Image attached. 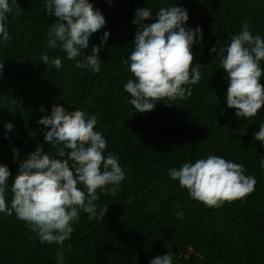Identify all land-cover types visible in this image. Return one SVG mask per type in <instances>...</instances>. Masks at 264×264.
<instances>
[{"label": "trees", "instance_id": "1", "mask_svg": "<svg viewBox=\"0 0 264 264\" xmlns=\"http://www.w3.org/2000/svg\"><path fill=\"white\" fill-rule=\"evenodd\" d=\"M89 2L105 18L103 31L110 33L96 74L74 68L75 61L64 59L59 48L46 47L56 20L44 10L45 0H17L14 5L15 18L7 22L10 39L0 43V163L11 172L9 183L19 168L13 148L21 159L37 146L54 152L37 124L52 105L94 114V131L107 141L105 154L118 157L126 178L115 195L98 190V209L108 205L102 221L80 213L64 242V264H148L166 253L174 264H264V145L253 139L264 122V107L247 120L234 115L235 109L226 105L220 56L210 52L216 45L218 50L226 46L244 21L253 35L264 37V0H175V6L188 11L187 26H200L203 33L202 43L191 49L201 79L185 100L160 101L143 114L135 113L124 91L133 78L125 63L133 50L131 21L137 7H151L155 14L174 0H112L110 7L106 0ZM103 31L91 38L87 55L100 46ZM42 52L59 56L61 68L44 65ZM259 82L264 85V76ZM41 105L44 113L38 110ZM4 122L14 124L9 139L4 138ZM209 154L242 164L245 175L256 179L254 190L221 207H208L168 177V169ZM11 195L9 188L8 200ZM181 210L182 221L176 216ZM57 251L41 244L15 214L0 213V264H57Z\"/></svg>", "mask_w": 264, "mask_h": 264}, {"label": "clouds", "instance_id": "2", "mask_svg": "<svg viewBox=\"0 0 264 264\" xmlns=\"http://www.w3.org/2000/svg\"><path fill=\"white\" fill-rule=\"evenodd\" d=\"M17 0H0V43L9 41V17ZM112 0H106L110 7ZM44 10L56 20L47 33L46 47L65 53L64 59L75 61L74 68L90 71L101 70L100 52L107 44L110 33L102 13L94 9L89 0H45ZM189 14L184 6L160 7L153 14L151 7H137L131 23L135 26L133 50L125 63L132 74L124 85V91L135 113L151 112L157 102L185 100L192 95V86L201 79L200 64H193L192 47L203 41L200 26H187ZM147 21H151L148 23ZM103 31L100 46L92 47V55L85 50L93 36ZM210 52L220 56V68L226 75V105L235 109L237 118L255 117L264 107V37L253 35L247 21L241 31L232 35L226 46ZM40 60L46 66L59 70L62 59L42 52ZM4 64H0V73ZM41 113L45 108L41 105ZM37 124L43 126V139L54 152H45L37 146L21 159L19 150L12 149L18 162L17 174L9 183L11 172L0 163V213L13 215L37 233L41 244L55 246L57 264H64V242L71 238L73 224L80 213L90 220L104 219L107 206L97 207L99 194L115 195L126 174L112 152H106V138L94 131L97 117L80 110L68 112L62 105L51 106L50 114L42 115ZM5 139L12 133L14 124L4 122ZM254 141L264 145V122L254 133ZM264 167V159L260 161ZM168 177L178 181L190 198L208 207H221L224 202L243 198L254 190L256 179L245 175L242 164L226 160L222 156L185 162L179 168H170ZM9 188L11 199L9 197ZM99 190V194H98ZM177 208L181 206L176 205ZM183 220V211L176 212ZM70 250V249H69ZM148 264H174L168 253L150 259Z\"/></svg>", "mask_w": 264, "mask_h": 264}]
</instances>
